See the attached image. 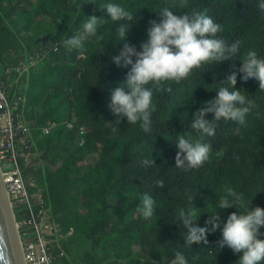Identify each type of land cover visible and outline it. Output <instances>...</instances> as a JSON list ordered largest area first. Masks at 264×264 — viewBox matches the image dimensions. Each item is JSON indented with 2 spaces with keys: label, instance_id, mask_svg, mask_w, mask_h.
<instances>
[{
  "label": "trees",
  "instance_id": "16d2710c",
  "mask_svg": "<svg viewBox=\"0 0 264 264\" xmlns=\"http://www.w3.org/2000/svg\"><path fill=\"white\" fill-rule=\"evenodd\" d=\"M109 2L133 13L125 42L137 50L148 39L150 21L159 22L158 13L169 7L176 14L206 12L222 26L219 38L229 44L241 42L239 51L234 60L205 65L188 79L172 82L171 93H155L152 131L145 133L139 123L119 121L109 108L112 90L130 70L112 60L124 43L117 29L128 22L107 17L99 5ZM258 2L188 0L181 8L179 0H0V74L35 48L57 46L8 91L11 102L22 98L19 110L33 123L36 161L26 166L21 160L24 178L45 187L48 211L66 234L75 230L63 241L70 259L67 252L57 264H78L80 247L81 264H171L176 252L184 254L189 264H238L243 253L221 248L218 242L232 212L264 208V91L255 79L245 82L238 74L236 88L254 103L246 126L221 119L215 122V135L208 136L190 124L205 102L216 97L220 81L241 67L249 50L264 58V13ZM92 15L104 22L96 36L85 39L83 55L65 47L64 41L82 32ZM74 117L89 129L86 146L81 145L79 130L67 127ZM52 122L58 126L45 135L42 128ZM181 135L210 144L213 160L199 169L177 168L175 143ZM144 160L155 163L145 166ZM226 187L242 194L246 209L218 207ZM145 193L156 202V212L148 220L138 211ZM190 206L197 207L200 227L209 214H220V228L209 232L207 244L185 245L186 229L178 213ZM16 216L22 221L19 213ZM260 232L264 239V227Z\"/></svg>",
  "mask_w": 264,
  "mask_h": 264
},
{
  "label": "clouds",
  "instance_id": "9594fccd",
  "mask_svg": "<svg viewBox=\"0 0 264 264\" xmlns=\"http://www.w3.org/2000/svg\"><path fill=\"white\" fill-rule=\"evenodd\" d=\"M94 3V2H93ZM188 0H179V7L187 6ZM175 6V5H173ZM106 11L107 17L113 22L127 21L117 29L123 47L119 55L112 60L118 67L129 68L125 81L111 92L109 108L120 121L126 118L129 124L139 123L145 133L152 131V115L155 111L153 97L155 93L172 92L171 83H180L189 78L192 72L205 65H216L224 61L234 60L240 48V41L231 44L218 37L222 26L216 23L206 12L193 10L191 13L176 14L169 7H164L158 14L159 22L150 21L147 30L148 39L141 43L140 50L126 41L130 22L135 18L131 11L117 3L99 5ZM258 9L264 13V0H259ZM104 21L95 15L88 17L82 25V32L64 41L65 47L78 49L83 55L84 41L89 36H96L98 27ZM135 57V60L133 59ZM247 82L255 79L259 83V90L264 91V58L258 57L255 50H249L242 59L241 67L230 71L226 79L220 81L216 90V97L206 101L200 108L190 124L195 129L208 136L215 135L217 121L231 120L241 126H246V117L254 103L236 88L237 76ZM19 106V103H18ZM213 114L214 119H207ZM178 152L175 157L177 168L185 171L203 167L211 155V145L199 140L192 141L185 135L178 137L175 143ZM155 160H144L145 166H150ZM163 187V181L157 182ZM191 204V199L189 200ZM155 200L147 193L142 196L138 211L144 219H151L155 212ZM238 206V207H237ZM218 207L228 209H246L247 205L242 194L231 187L224 189V195L219 198ZM15 212L16 210L13 209ZM15 214V213H14ZM179 220L182 222L185 245L191 246L200 242L208 243L209 232L220 228V214H209L205 226L197 224V207L190 206L179 210ZM16 222L17 216H16ZM211 225V228L208 227ZM264 227V208L259 206L243 211V214L232 212L223 224L222 239L219 246L232 249L234 253H243L238 264H264V239L260 229ZM19 231V229H18ZM20 234V233H19ZM199 257H193L198 259ZM171 264H189L188 259L181 252L175 253Z\"/></svg>",
  "mask_w": 264,
  "mask_h": 264
},
{
  "label": "built area",
  "instance_id": "2783aa9c",
  "mask_svg": "<svg viewBox=\"0 0 264 264\" xmlns=\"http://www.w3.org/2000/svg\"><path fill=\"white\" fill-rule=\"evenodd\" d=\"M56 47L47 44L35 48L23 60L6 65L0 74V167L12 208L16 210L25 206V212L29 215L17 225L25 264H57L59 259L67 256L63 241L75 234L73 229L67 236L61 227L54 223L48 211L45 188L36 194L30 192L23 175L21 160H26V166L34 165L36 161L33 123L27 122L19 110L17 100L20 102L22 98L13 103L8 97V91L14 81L19 82L25 75L37 69ZM66 124L69 129L79 130L81 145L86 146L88 127L80 123L77 117ZM57 126L58 123L52 122L42 128V131L49 135ZM7 158L16 165L14 171L3 170L2 161Z\"/></svg>",
  "mask_w": 264,
  "mask_h": 264
},
{
  "label": "water",
  "instance_id": "95a60500",
  "mask_svg": "<svg viewBox=\"0 0 264 264\" xmlns=\"http://www.w3.org/2000/svg\"><path fill=\"white\" fill-rule=\"evenodd\" d=\"M17 225L0 167V264H25Z\"/></svg>",
  "mask_w": 264,
  "mask_h": 264
},
{
  "label": "rangeland",
  "instance_id": "374dc122",
  "mask_svg": "<svg viewBox=\"0 0 264 264\" xmlns=\"http://www.w3.org/2000/svg\"><path fill=\"white\" fill-rule=\"evenodd\" d=\"M17 103H19L18 102V100H17ZM212 149V148H211ZM213 157H214V151L212 150L211 151V155H210V158H209V160H213ZM60 166H62V163H60L59 165H58V167H60ZM2 167H3V170L4 171H14L15 170V168H16V165L12 162V161H10L8 158L6 159V160H4V161H2ZM23 170H24V168H23ZM28 182V181H27ZM30 185V186H29ZM28 186L30 187L29 189H30V192L32 193V194H36L37 192H40V190L42 189V188H45L42 184H39L35 179H30V184H29V182H28ZM34 204H36V201L34 200ZM26 211V207L25 206H20V207H18V208H16V211L14 212L15 213V217H16V212L17 213H19V216L22 218V219H24V218H27L29 215H28V213H26L25 212ZM54 221V220H53ZM54 223H56L58 226H60L61 227V229H62V231H63V233L64 234H66V232H65V230H64V228L62 227V225L60 224V223H58L56 220L54 221ZM67 236H68V234H66ZM69 237V236H68ZM67 237V238H68ZM27 239V238H26ZM64 247V246H63ZM64 249L66 250V252H68V258L70 259V252L64 247ZM79 251L77 252V254H76V256H77V263L78 264H81V261H82V259L80 258V253L82 252V247H80L79 249H78Z\"/></svg>",
  "mask_w": 264,
  "mask_h": 264
}]
</instances>
